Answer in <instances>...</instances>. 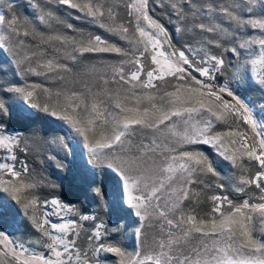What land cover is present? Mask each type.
Returning a JSON list of instances; mask_svg holds the SVG:
<instances>
[{
	"label": "snow or ice",
	"instance_id": "snow-or-ice-1",
	"mask_svg": "<svg viewBox=\"0 0 264 264\" xmlns=\"http://www.w3.org/2000/svg\"><path fill=\"white\" fill-rule=\"evenodd\" d=\"M257 2L261 18H254ZM55 4L57 10H45L51 0H32L39 13L32 21L15 14L13 3L7 5L10 18L0 14V54L11 53L19 69L14 75L60 84L55 89L0 84V150L6 154L0 156V218L22 216L35 237L17 242L0 231V264H102L101 254L105 260L114 254L117 264H264V105L250 107L237 94L241 85L264 92V0L167 5L152 0L172 10L173 33L190 36L179 49L150 13V0H127L126 20L119 19L118 6L110 0ZM59 9L65 15L77 13L73 19L91 23L124 46L75 28L57 14ZM37 25L52 31L41 32ZM222 41L232 45L226 50L236 58L242 53L249 57L232 74L236 91L216 82L226 62L212 49L222 48ZM102 54L115 60L73 73L84 59ZM5 97L21 99L26 118H55L64 136L52 142L65 157L79 146L86 171L95 175L104 169L114 175L113 210L135 217L138 243L132 251L109 242L119 225L109 228L103 219L97 223V217L58 196L41 198L45 178L17 159V152L27 153L29 146L3 119L16 107ZM224 164L241 173L246 164L257 168L251 175L229 177V186L247 198L234 203L227 195H213L211 210L198 212L197 188L205 177L219 179L217 167ZM47 186L57 188L51 181ZM214 187L223 190L225 184ZM253 188L258 196L251 194ZM88 191L103 206L105 188L90 184Z\"/></svg>",
	"mask_w": 264,
	"mask_h": 264
},
{
	"label": "rangeland",
	"instance_id": "rangeland-1",
	"mask_svg": "<svg viewBox=\"0 0 264 264\" xmlns=\"http://www.w3.org/2000/svg\"><path fill=\"white\" fill-rule=\"evenodd\" d=\"M41 4L47 3V0H39ZM111 3L118 6L119 19H127V10L125 9V4L127 0H110ZM177 2V0H163L165 5ZM203 2V0H200ZM217 3H227L228 0H216ZM8 3H13V12L18 16L32 21L35 15H38L37 9L32 7V0H0V14H4L10 18L11 13L9 12L7 5ZM255 17H260V9L258 2L253 6ZM58 6L55 4V0H51V8H46L45 10H57ZM150 13L154 15L156 19L159 20L172 34L171 42L177 48H181L183 44H186L190 40V36L183 33H173V27L176 25L175 16L172 14V10L168 7H156L152 4L150 0ZM67 23L73 24V26L81 31L99 34L105 38H109L111 42L117 43L120 46H124L123 43L114 37H109L108 34L104 33L103 30L95 27L91 23L84 20L73 19V16L77 13L73 12L72 15H65L63 9H59L57 12ZM247 18V17H245ZM223 27L228 29V22H223ZM37 28L41 32L50 33L52 30L47 29L43 25H37ZM63 31V29H59ZM231 31V29H229ZM255 32V30H253ZM211 39V36H209ZM26 43H30V40L26 38ZM37 43L39 41L37 40ZM223 43V41H222ZM232 45L223 43V47L219 49L213 48V54L222 55L226 62L225 77L223 80L218 76L217 83L224 84L229 83L236 91V81L233 79V73L237 71V65L241 60L248 59L246 55L242 53L241 58H236L233 54L228 52L226 49ZM103 60L107 63H111L115 60L114 56L109 54H102L101 56H89L83 60V63L73 67V73L79 74L84 72L85 68L89 64H95L97 68H103V65L98 63V61ZM70 67L72 63L69 62ZM19 71L12 62L11 53L5 52L0 54V84L5 83H15L20 86L23 83H37L44 85L46 87L55 89L60 86L58 81L53 79L38 77V76H21L17 77L14 75L15 72ZM242 99L246 102H250L251 106L264 105V92L260 91L258 87L252 85H241L239 87ZM238 92V91H237ZM2 95V93H0ZM9 103H15V108L9 109V115L4 117L5 123L10 129L20 132L27 140L29 146V151L27 153L17 152V159L23 160L28 163L30 170H34L38 173L40 177L45 178V185L39 190V195L42 199H52L58 196L61 200L76 205L79 209H82V204L90 206L92 211L81 212L83 214H88L97 217L96 222L98 223L100 219L108 225L109 228H114L117 225L120 227L118 233H111L109 242L118 243L125 247L128 251H132L134 246L138 243L136 237L134 236V229L136 224L133 222L135 217L128 215L126 211L116 212L113 210V200L116 199L117 193L115 191V177L107 170L98 169L95 175L91 171H86L83 168V159L81 153L83 149L81 147H76L75 154L72 156L65 157L62 150H60L57 144L52 141L57 136H64V130L59 126V122L52 117H44L40 114L42 118L39 119H29L26 118V113L23 112L24 102L15 98L14 100L5 97ZM259 118V113H257ZM25 128V129H21ZM23 147V145H22ZM6 155L3 150H0V156ZM49 157H55V161L49 159ZM210 158H212L210 156ZM3 162V161H0ZM57 163L63 164V168H58ZM215 166V160H214ZM19 167V164H17ZM217 171L221 172L219 179H214L211 177L203 178V185L197 188L199 195V205L197 206V211L205 213L211 210L212 203L210 197L213 195H228V191L235 192L232 187L229 186V177L239 176L241 174H254L257 168L254 165H245L244 173L239 170L229 167L224 164L223 167H217ZM57 185L56 189H52L47 186V182ZM95 181V184H93ZM224 183L225 187L223 190L214 187L215 184ZM100 186L105 188V196L103 200V206L101 202L88 191V186ZM207 185V187H205ZM241 194V193H239ZM252 195L258 196L259 190L253 188ZM243 199L247 198L244 194ZM229 199H231L229 197ZM242 199V200H243ZM242 202V201H241ZM258 202V201H252ZM235 203V201H234ZM53 222H59L58 218L53 217ZM93 222H85V229H90ZM0 231H4L9 235L10 238L17 242H26L35 239L32 235V229L28 226V222L22 217H16L14 215H6L0 218ZM86 246V245H85ZM108 259L105 260V254H101L102 264H117V259L114 254H107Z\"/></svg>",
	"mask_w": 264,
	"mask_h": 264
},
{
	"label": "trees",
	"instance_id": "trees-1",
	"mask_svg": "<svg viewBox=\"0 0 264 264\" xmlns=\"http://www.w3.org/2000/svg\"><path fill=\"white\" fill-rule=\"evenodd\" d=\"M224 77H225V73H222L220 75V78L223 80ZM237 93L240 94V91H238ZM21 129H25V128H21ZM227 193H228L229 197L233 201H235V203H240L242 201V199H243V195L242 194L234 193L232 191H228ZM81 208H82V209H80L81 212H90V211H92V208L90 206L85 205V204H82Z\"/></svg>",
	"mask_w": 264,
	"mask_h": 264
}]
</instances>
